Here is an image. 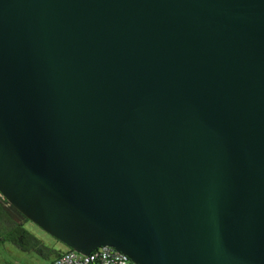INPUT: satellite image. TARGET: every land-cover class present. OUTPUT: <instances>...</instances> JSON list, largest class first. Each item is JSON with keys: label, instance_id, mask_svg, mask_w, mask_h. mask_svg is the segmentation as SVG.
<instances>
[{"label": "water", "instance_id": "water-1", "mask_svg": "<svg viewBox=\"0 0 264 264\" xmlns=\"http://www.w3.org/2000/svg\"><path fill=\"white\" fill-rule=\"evenodd\" d=\"M0 195L81 255L264 264V0H0Z\"/></svg>", "mask_w": 264, "mask_h": 264}, {"label": "rangeland", "instance_id": "rangeland-1", "mask_svg": "<svg viewBox=\"0 0 264 264\" xmlns=\"http://www.w3.org/2000/svg\"><path fill=\"white\" fill-rule=\"evenodd\" d=\"M24 230L37 239L46 249L43 253L25 249L9 241L0 242V264H46L54 257V251L64 252L66 248L30 221L24 224Z\"/></svg>", "mask_w": 264, "mask_h": 264}, {"label": "trees", "instance_id": "trees-1", "mask_svg": "<svg viewBox=\"0 0 264 264\" xmlns=\"http://www.w3.org/2000/svg\"><path fill=\"white\" fill-rule=\"evenodd\" d=\"M27 221L20 212L0 195V242L9 241L16 246L43 253L46 249L42 244L24 230V224ZM53 253L54 258H56L62 252L54 251Z\"/></svg>", "mask_w": 264, "mask_h": 264}, {"label": "built area", "instance_id": "built-area-1", "mask_svg": "<svg viewBox=\"0 0 264 264\" xmlns=\"http://www.w3.org/2000/svg\"><path fill=\"white\" fill-rule=\"evenodd\" d=\"M46 264H134L125 255L110 247H101L89 255H81L71 250L62 252Z\"/></svg>", "mask_w": 264, "mask_h": 264}, {"label": "crops", "instance_id": "crops-1", "mask_svg": "<svg viewBox=\"0 0 264 264\" xmlns=\"http://www.w3.org/2000/svg\"><path fill=\"white\" fill-rule=\"evenodd\" d=\"M62 252V251H61ZM54 259V257L50 260V261H52Z\"/></svg>", "mask_w": 264, "mask_h": 264}]
</instances>
